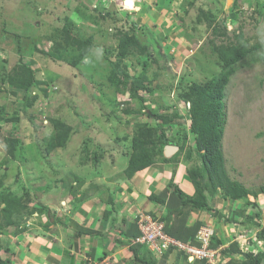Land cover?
I'll use <instances>...</instances> for the list:
<instances>
[{
	"label": "rangeland",
	"instance_id": "1",
	"mask_svg": "<svg viewBox=\"0 0 264 264\" xmlns=\"http://www.w3.org/2000/svg\"><path fill=\"white\" fill-rule=\"evenodd\" d=\"M127 1L123 8L120 0H0V197L20 199L15 224L0 231V255L11 263L15 255L11 246L19 243L22 232L39 227L44 231L40 236L60 245L79 243L81 253L85 245H94L97 251L95 239H80L84 229H77L76 220L82 221L83 212L106 208L111 199L128 216L141 212L134 199L127 197L131 184L125 183L123 175L132 138L141 127L156 130L148 138L155 144L167 141L162 135L167 132L171 142L180 138L185 143L182 153L176 152L169 162L185 165L181 173L189 165H200L195 152L192 159H186L189 147L195 151L194 134L188 116L190 102L181 99L185 90L179 84H205L221 74L222 64L212 42L220 45L228 39L208 30L199 11L220 22L235 0H137L136 5L134 0ZM237 2L243 13L237 24L228 19L227 37L235 41L237 25H241L246 37L263 42L264 0ZM255 9L259 15H254ZM131 22L142 29L139 40L151 46L152 56L136 48L124 57L119 55L121 38L133 32ZM150 33L160 46L151 41ZM263 53L261 49L237 65L224 99L226 168L231 179L256 195L225 201L219 191L209 198L213 210L207 212V219L212 216V224L204 225L213 228V242L219 243L210 264H248L243 254L264 252ZM29 69L36 84L26 100L22 86L11 79L17 72L30 78ZM142 72L153 92L140 90L133 97L129 89ZM151 112L154 117L149 118ZM160 115L173 119L157 128ZM52 120L64 122L71 132L64 148L48 153L46 143L55 130ZM191 184L184 182L183 186ZM193 188L189 195H194ZM5 207L0 200V209ZM225 218L236 223L229 225ZM168 220L169 227L176 223L177 229L179 218L173 215ZM135 232V228L130 231ZM233 242L243 254L231 251ZM140 249L154 264L160 259L189 264L174 251L158 256L145 246ZM24 254L28 261V252Z\"/></svg>",
	"mask_w": 264,
	"mask_h": 264
},
{
	"label": "trees",
	"instance_id": "2",
	"mask_svg": "<svg viewBox=\"0 0 264 264\" xmlns=\"http://www.w3.org/2000/svg\"><path fill=\"white\" fill-rule=\"evenodd\" d=\"M122 1L123 0H120V5ZM237 1L238 0H235L234 6L232 7L229 15H227V18L224 17L220 22L209 16L210 14L206 13L204 10L199 11L202 19L204 21L206 20L205 22L208 30H211V32L217 37H224L228 39L227 41L223 40L220 45H216L214 41L212 42L214 44L215 51L218 54L220 63L222 64L221 74L215 76L211 79V81L206 82L205 84L196 82L185 83L184 81L179 84V87L184 88L185 90V93L181 96V99L191 103L188 116L191 122V131L194 134L193 142L195 151H192V149L189 147L186 159H192L195 152V155L200 162V165L198 166L189 165L187 167L188 176L195 188L194 195L185 194L177 185L173 183V181H171L166 190L162 192L161 195L152 194L149 197L151 201L165 208V217L159 218V221H162L165 224V232L168 235L183 242H196L195 237L197 232L204 224L202 222H197L192 227H186L187 219L190 213L194 211L211 212L213 209L209 198L219 193V191H221L222 197L225 201H242L251 195H256V193L245 187L241 182L231 179L226 168V159L223 150V139L225 134L224 99L226 97V88L229 85L231 77L236 71L237 65H239L240 62H243L251 54L264 49V41H252L250 37H246L241 25H237L236 31H238V35L236 36L235 41H230L229 37H227L226 28L228 19H231L233 24H237L239 16H241V13H243L240 10L242 7ZM257 14L259 15V11L255 9L254 15ZM130 26L133 32L132 34L126 33L123 38H121L119 43V55L124 57L128 51L136 48L140 49L142 52L148 53L149 56H152V53H149L151 46L146 44L143 45L139 40L138 34L142 29L136 22H131ZM220 27H223L224 29H220ZM150 38L152 39L151 41L156 43V45H159L153 33H150ZM83 46L86 50L89 48L88 45ZM262 55L264 58V53ZM115 66L117 67V65ZM145 67H148L147 63L145 64ZM29 74L31 77L25 79L21 73L17 72L16 75L11 79L12 82L22 86L21 88L26 92L24 97L26 100H28V92L30 91L31 87L36 84V80L33 78L31 69H29ZM144 80L145 73L142 72L138 79L132 82L129 91L133 97L137 96L140 90L143 92H153L151 87L146 86L147 82H144ZM150 82L151 81H148L147 84ZM126 84L127 83L124 82V85ZM153 114V112H151V114L147 113V116H149V118L154 117ZM175 116H177V114H175ZM171 118L173 119V116L168 117L166 115H160L157 119V128H164V126L167 125L166 123L172 121ZM53 124L55 129L54 133L50 136L46 143V150L48 153H51L58 148H64L70 138L71 130L66 127L64 122L53 121ZM155 133V129L148 126H143L132 138V152L129 156L128 165L123 173V175L126 177V180L132 179L138 172L153 166L159 160L163 161V163H169L171 160H174L175 156L172 158H166L164 155V149L167 145H177L179 147L180 153H182V151L185 149V143H182L180 138H176L174 143L171 142V137L168 135V132L162 134L167 141H164L163 143L160 141L156 142L155 144V142L148 139L151 138ZM184 137V141L186 142L187 133L184 135ZM10 154L13 156L14 152ZM195 162H197L196 159ZM10 197H13L11 202L8 201ZM10 197L9 195L7 197L5 194H2L0 197L1 202L6 206L5 208L0 209V231H3L5 228L15 224L13 219L17 215V206L19 205L20 199L14 197L13 195ZM110 202L114 204L112 199ZM173 215H176L177 218H179L177 222V229L174 228L176 227V223L169 227L170 220H168V218ZM221 216L222 215L220 214L219 217ZM154 218L157 220V216L154 215ZM232 222L236 223V220L229 218L227 219V223L229 225ZM240 223L246 224L247 220H242ZM86 233L94 234L95 232L84 231L81 232V235ZM139 234L140 233L138 229L135 233H125L118 237L116 243L130 245V250L134 254L136 261H140L143 264H154L153 259L149 257V259L145 257L141 258L139 256V248L142 246L131 245L130 237H134ZM123 236H125V241L121 240ZM261 237L264 239V233L261 234ZM215 240L217 242V239ZM233 243L231 245V251L237 254H243L240 251L241 249L239 244L235 242ZM218 244L212 242L211 246L212 248H217ZM173 251L179 254L178 256L182 255L181 251L176 248L170 249L168 253ZM243 256H245L246 262H248V264H263L264 262L263 251H259L257 254L246 253L243 254ZM0 264L12 263L10 260L6 258L4 259L0 255Z\"/></svg>",
	"mask_w": 264,
	"mask_h": 264
},
{
	"label": "crops",
	"instance_id": "3",
	"mask_svg": "<svg viewBox=\"0 0 264 264\" xmlns=\"http://www.w3.org/2000/svg\"><path fill=\"white\" fill-rule=\"evenodd\" d=\"M174 166L173 163L157 162L153 166L138 172L132 179L125 182H130L131 184L129 191L126 192V194H128V199H134V204H136L141 211H147L153 216H157V213H160L161 217H165V208L151 201L149 199L150 195H157V193L160 194L164 192L171 181H173V183L185 194L192 191L191 189L194 187L192 184V187L189 185H186V187L183 186L184 182H191L187 169L181 173V169H183L185 165ZM143 185L144 191L140 193ZM184 188L186 191L183 190ZM134 191H138V194L134 195ZM132 194L135 197H130ZM110 204L107 203L105 205L106 208L102 206L92 207V210L87 209L88 211L86 210L81 214L82 216L84 215L82 221H78L81 220V218H77L76 220L77 229L83 228L84 230L86 229L85 231L89 229L94 230V234L86 233L81 235L80 233V239L88 236L91 237V239H95L99 247H101H97V251L94 249L96 247L94 245L92 247L85 245L86 251L84 250L83 253L80 252L81 246L79 243H76V245L73 243L74 246L69 244L60 245V243L53 242V240L40 236L44 231L38 227L33 228L27 233L22 232L20 236H18L19 243H17V245L15 244L14 247L11 246L12 250H14L13 252H15V255L12 256V264H143L135 260L134 254L130 250V245L116 243L120 235L125 233L129 234L132 228H135V231L136 228L138 229L135 222L136 216H128V214L124 213L120 208H115L114 205H119L116 201H114V204ZM158 207H160V209H158ZM207 215H209L207 212H191L187 219L186 227H192L197 222H202L211 226L212 216L207 219ZM43 221L42 224H44ZM66 227L68 228V225H66ZM72 228L74 227L71 226V233L74 232ZM37 229H39V232ZM47 232H49V230L46 229V233ZM78 232H80V230ZM66 235L68 234L65 232L64 236ZM121 240L125 241V236H123ZM20 241H22V244H20ZM24 247H26L25 250ZM139 250V256L141 258L147 257L142 253L140 248ZM25 252L29 254L28 261L25 260L27 259L24 254ZM163 260L164 259H160L158 264H170L169 259L165 260L166 263Z\"/></svg>",
	"mask_w": 264,
	"mask_h": 264
},
{
	"label": "built area",
	"instance_id": "4",
	"mask_svg": "<svg viewBox=\"0 0 264 264\" xmlns=\"http://www.w3.org/2000/svg\"><path fill=\"white\" fill-rule=\"evenodd\" d=\"M137 0H134L136 5ZM124 2V3H123ZM127 0L122 1L123 8H126ZM189 108L190 104L188 103ZM139 235L134 236L131 240L133 246H146L150 251L162 256L167 250L176 248L185 253L190 261L195 259L207 260L212 263V256L214 250L211 249L210 244L214 231L210 227L203 226L197 233L196 240L200 244L193 245L190 242L185 243L171 237L165 232V225L158 222L154 217L148 213L140 212L136 215Z\"/></svg>",
	"mask_w": 264,
	"mask_h": 264
},
{
	"label": "clouds",
	"instance_id": "5",
	"mask_svg": "<svg viewBox=\"0 0 264 264\" xmlns=\"http://www.w3.org/2000/svg\"><path fill=\"white\" fill-rule=\"evenodd\" d=\"M190 104V106H191V103H189ZM191 123V122H190ZM169 145H175V144H169ZM175 146H177V145H175ZM173 157V156H172ZM171 158V157H170ZM143 212V211H142ZM148 214H150V213H148ZM150 215H152V214H150ZM153 216V215H152ZM154 217V216H153ZM155 219V218H154ZM156 220V219H155ZM137 221V220H136ZM156 221H158V222H162V221H159V218H157V220ZM163 224H164V222H162ZM165 225V224H164ZM203 226H205L204 224H203ZM203 226H201L200 227V229L203 227ZM208 227V226H207ZM211 228V227H210ZM199 229V230H200ZM213 229V228H212ZM198 230V231H199ZM198 233V232H197ZM197 236V235H196ZM172 237V236H171ZM214 237V236H213ZM213 237H212V240H211V244H210V247H211V249L212 250H216V248H212V242H213ZM174 238V237H173ZM178 240V239H177ZM195 240H196V237H195ZM179 241H181V240H179ZM183 242V241H182ZM185 243H189V242H185ZM191 244H193V245H200L198 242H197V240H196V242H190ZM237 243V242H236ZM240 246V245H239ZM146 247V246H145ZM148 249V248H147ZM149 250V249H148ZM150 251V250H149ZM169 250H167L166 252H165V254L168 252ZM151 253H153V254H155L154 252H152V251H150ZM255 252V251H254ZM254 252H252V253H254ZM182 253V255H183V257L184 256H186V259L188 260V262H189V264L190 263H194V261H197V262H200V263H206V264H210L207 260H198V259H195V260H193V261H190L189 259H188V256L185 254V253H183V252H181ZM251 253V252H250ZM155 255H157V254H155ZM159 256V255H158ZM163 256V255H162Z\"/></svg>",
	"mask_w": 264,
	"mask_h": 264
},
{
	"label": "water",
	"instance_id": "6",
	"mask_svg": "<svg viewBox=\"0 0 264 264\" xmlns=\"http://www.w3.org/2000/svg\"><path fill=\"white\" fill-rule=\"evenodd\" d=\"M179 151V147L175 145H167L164 149V155L166 158H170Z\"/></svg>",
	"mask_w": 264,
	"mask_h": 264
},
{
	"label": "bare ground",
	"instance_id": "7",
	"mask_svg": "<svg viewBox=\"0 0 264 264\" xmlns=\"http://www.w3.org/2000/svg\"><path fill=\"white\" fill-rule=\"evenodd\" d=\"M128 3H130L129 1H127ZM133 4H134V2H133Z\"/></svg>",
	"mask_w": 264,
	"mask_h": 264
}]
</instances>
